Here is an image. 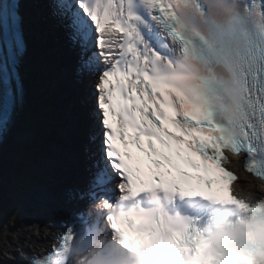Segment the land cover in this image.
<instances>
[{
  "label": "snow or ice",
  "instance_id": "snow-or-ice-1",
  "mask_svg": "<svg viewBox=\"0 0 264 264\" xmlns=\"http://www.w3.org/2000/svg\"><path fill=\"white\" fill-rule=\"evenodd\" d=\"M54 14L68 22L82 72L106 65L93 114L103 155L79 199L96 201L107 188V161L119 195L99 202L113 240L144 250L164 216L142 198L163 192L181 213L174 264H224L201 218L181 209L196 202L248 209L232 194L237 177L222 166L226 151L246 153L247 171L264 179V0H60ZM25 47L20 0H0V137L22 100ZM86 223L77 213L55 254L33 264H67L65 242Z\"/></svg>",
  "mask_w": 264,
  "mask_h": 264
},
{
  "label": "clouds",
  "instance_id": "clouds-1",
  "mask_svg": "<svg viewBox=\"0 0 264 264\" xmlns=\"http://www.w3.org/2000/svg\"><path fill=\"white\" fill-rule=\"evenodd\" d=\"M254 188L264 192V183L237 186L235 197L247 204V210L234 204L219 205L203 224L224 264H264V197L258 198ZM142 199L145 209L164 216L144 250H129L111 238L101 223L107 209L98 201L88 210V223L74 228L73 238L65 242L67 264H174L172 239L181 213L163 192L148 193ZM128 208L138 211L131 204Z\"/></svg>",
  "mask_w": 264,
  "mask_h": 264
},
{
  "label": "bare ground",
  "instance_id": "bare-ground-1",
  "mask_svg": "<svg viewBox=\"0 0 264 264\" xmlns=\"http://www.w3.org/2000/svg\"><path fill=\"white\" fill-rule=\"evenodd\" d=\"M64 20H65V19H64ZM65 21H67V20H65ZM51 58H53V56H51ZM68 90H69V89H68ZM74 90H76L78 93H79V91H80V89H79L77 86L74 88ZM68 92H70V91H68ZM79 95H80V97H81L82 99H84L85 102H87V103L93 105L92 99H91L90 97H87V96L85 97V96L81 95L80 93H79ZM95 109H96V111H98V108H97V107H95ZM61 152L64 153L65 161L68 162V161L71 159V155H72L71 152H66V148H63V149L61 150ZM235 161L238 162V159H235ZM75 182H76V180H75ZM249 184H252V185H258V184H260V183H259L257 180H255V179H252V178H250V177H246V176H244V177H242V179L238 182L237 186H240V188H245V187H247ZM254 190H255L256 192H259L260 194H262V197H264V192H261V191L255 189V188H254ZM43 193H45V192L43 191ZM42 201H44V200H42ZM33 205H34V207H36V211L33 212V216H32V218H31L32 221H34V222H32V223L30 222L32 225L27 227V232H30V233H29V235H30V240H29L28 244L25 246V249H29V248L31 247V243H32V241L34 240V237H33V236H34V235H37V232H39V233L44 232V231H41V230L39 229L40 223H39L38 221H39L40 217L35 218V217L38 215V213H39L37 210L42 209L43 206H42V207H39L38 205H35V204H33ZM44 214H46V211H45L44 208H43L42 211H41V215H44ZM104 216H105V215H104ZM39 233H38V234H39ZM2 256H4V253L1 254L0 259L2 258Z\"/></svg>",
  "mask_w": 264,
  "mask_h": 264
},
{
  "label": "trees",
  "instance_id": "trees-1",
  "mask_svg": "<svg viewBox=\"0 0 264 264\" xmlns=\"http://www.w3.org/2000/svg\"><path fill=\"white\" fill-rule=\"evenodd\" d=\"M6 162V158L5 156L1 157L0 159V164H3ZM0 168H1V165H0ZM4 172V169L1 168L0 169V174ZM2 175V174H1ZM0 175V208L4 205V197H5V194L7 192L9 193H12L9 189L10 187V182L7 180V178L9 177L8 175H6V177H4V179L1 177ZM13 188H16L19 190V187L17 185H13ZM21 188H23V186H21Z\"/></svg>",
  "mask_w": 264,
  "mask_h": 264
},
{
  "label": "rangeland",
  "instance_id": "rangeland-1",
  "mask_svg": "<svg viewBox=\"0 0 264 264\" xmlns=\"http://www.w3.org/2000/svg\"><path fill=\"white\" fill-rule=\"evenodd\" d=\"M22 137L24 138L25 137V135H24V133H22L21 135H19V137L17 138V141H21L22 140ZM43 209V208H42ZM42 209H40V210H37L39 213H38V215L35 217V218H37V217H41L42 215H41V211H42ZM36 211V210H35ZM34 211V212H35ZM16 228L18 229V230H13V234L11 235V240H13L15 237H17L18 235H22V233H21V231H20V227L19 226H16ZM3 237H4V241H2L3 243H1L0 244V251H3L4 250V243H7V235L5 234V235H3Z\"/></svg>",
  "mask_w": 264,
  "mask_h": 264
}]
</instances>
